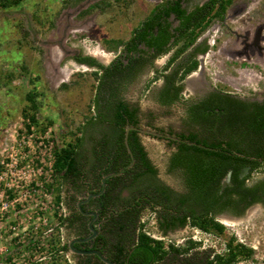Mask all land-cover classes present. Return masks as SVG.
<instances>
[{"label":"flooded vegetation","instance_id":"flooded-vegetation-1","mask_svg":"<svg viewBox=\"0 0 264 264\" xmlns=\"http://www.w3.org/2000/svg\"><path fill=\"white\" fill-rule=\"evenodd\" d=\"M208 1L156 0L148 8L144 18L159 14L158 21L166 28L163 34L169 35L166 43L169 49L158 52L136 38L130 49L121 46L112 51L106 63L96 54H83L103 66L118 59L127 66L121 84L114 85L115 99L137 109L136 123L126 119L124 133L127 126L129 131H135L134 139L155 173L140 175L135 180L132 171L140 166L136 165L137 159L132 153L134 162L128 177L131 185L125 196L138 200L141 195L135 194L134 188L143 185L149 190L142 196L143 201L149 202L148 206L156 203V199L164 203L145 210L152 216L151 231L155 235L148 231L155 239L165 240L168 232L182 227L179 224L185 212L200 214L207 210L221 221H235L248 218L252 210L264 209V167L261 166L264 132L251 125L255 120L253 114L264 109V8H245L243 4L197 8ZM177 2L182 10L180 14L172 10ZM201 16H205L206 25L203 29H194L195 37H189V29ZM183 17H188L192 24L187 31L181 28ZM152 32L154 39L159 40L157 25ZM78 64L90 69L91 76L97 70L96 65ZM208 66L215 68L211 71ZM93 80L96 85L97 81ZM142 90L145 97L141 104L135 97ZM115 99L111 100V106L117 103ZM93 122L83 133L85 155L80 162L85 171L92 169L90 138L106 142L107 148H115L116 143L111 144L116 141L114 131L120 129L112 116ZM153 139L165 147L157 163L148 148ZM91 171H86L89 175L85 174L77 184L66 182L60 194L63 216L70 217L61 227V243L66 247L70 239L90 234L88 221L92 216L83 214L77 203L101 189L102 178L100 187L96 186ZM153 186L159 191L152 193ZM108 187L105 182L102 193L81 204L83 211L97 214L93 222L97 234L87 242L75 243L79 249H99L97 238L107 219L102 212V194ZM252 197L257 200L251 202ZM75 210L81 216L73 220ZM172 239L168 242L175 243ZM65 254L72 259L87 255L72 253L68 247Z\"/></svg>","mask_w":264,"mask_h":264},{"label":"rangeland","instance_id":"rangeland-1","mask_svg":"<svg viewBox=\"0 0 264 264\" xmlns=\"http://www.w3.org/2000/svg\"><path fill=\"white\" fill-rule=\"evenodd\" d=\"M16 1L0 0V264H8L6 257L13 264H45L51 262L47 241L56 234L64 208L56 196L66 188L51 175L52 148L63 138L73 140L93 110L90 69L72 56L88 52L108 62L113 52L107 40L126 39L156 0ZM229 4L264 8V0ZM32 90L41 95L35 97L40 102L36 110L27 100ZM144 94L135 97L138 103ZM148 148L157 163L164 145L153 139ZM142 219L151 231L152 216L146 212ZM215 220L225 226L219 236L187 223L168 232L164 241L174 238L182 245L193 240L195 249L214 254L223 253L232 236L252 248L250 257L234 264H264V209L235 221ZM68 262L77 264L72 258Z\"/></svg>","mask_w":264,"mask_h":264},{"label":"trees","instance_id":"trees-1","mask_svg":"<svg viewBox=\"0 0 264 264\" xmlns=\"http://www.w3.org/2000/svg\"><path fill=\"white\" fill-rule=\"evenodd\" d=\"M13 1H15L14 3L17 2L16 0ZM230 2L231 0H209L203 6L197 8H206V6H208V8H216L217 4H219V8H225ZM1 6L8 7L6 4H2ZM172 10L179 14L182 13V10L179 9L178 2L175 3ZM204 18L205 16H201L196 19L193 26L189 29V26L192 25L191 22H189V18L183 17L181 28L186 31L189 29L188 36L195 37V35H192L194 34V29H203L206 25ZM158 20V13L153 14L151 17L143 18L138 25L131 29L130 35L126 39H110L107 40V42L105 41L107 49L117 51L121 46L130 49L133 40L137 38L138 40L145 41L147 45L154 47L156 51H163L167 48L166 43L169 35L167 34L168 32L163 34L166 28L164 25H161ZM156 25L158 26L159 40L154 39L152 34V29ZM147 35H149V37H147ZM111 44L114 45L111 46ZM135 45L134 43L132 47H135ZM72 59L77 63H87L89 65H96L97 67V70L92 72L93 78L97 81L96 85L93 84V87L95 86V92L92 96L93 110L92 114L85 118L84 122L79 126V134L73 138V140H66V138H63L60 145L55 144L53 146L51 175H56L58 177L61 186L69 180L74 181L73 184H77V181L85 178V174L87 175V172L92 170L91 173L94 178L93 183L100 187V179L106 173L118 171L120 168L124 167L122 173L109 177L105 181L106 183L108 182L109 187L102 194V212L107 219L102 228V233L99 238H97L99 240V250L116 264H234L240 258L250 257L252 255V248L237 241L236 238L232 236L229 237L226 244H224L225 248L223 253L212 254L213 251L211 249H195V242L193 240L187 239L188 241L186 244L177 245L173 242L166 243L162 239H155L146 232L144 229V220L141 221L145 210H147V207L152 208V206H159V204L164 203L156 199V203H152L151 206H148L147 203L149 202L143 201L142 196L146 195L149 190L147 186L143 185H138L134 188L135 194L141 195L138 200H134L131 196L122 195V190L126 191L129 185H131L128 179L131 169L125 167L130 157L123 143L124 122L128 119L130 123H136L137 116L135 112L137 109L135 107L129 108L122 100L115 99L114 85L119 86L121 84L122 79L126 76L124 73H127V66H123L122 61L119 59L118 61L111 62L107 66H103L94 58L83 54H76L72 56ZM37 96H39V94L33 90L27 93V100L31 103V107L34 110L38 109L40 106V102L35 100ZM39 97H41V95ZM112 99L117 100V103L113 106H111ZM259 111H261V109H259ZM111 116L120 128L114 131L113 136L116 141L111 143L114 145L116 143V147L112 148L109 146V148H107L105 147L106 142L103 141L101 143L90 138V140L93 141L91 147L92 157L90 158L92 169H87L86 172L80 162L85 155L82 150L84 143V128L89 124H93L94 119L103 120ZM252 117H254L255 120L251 125L257 127V129H262L264 132V109L261 113L259 112V114L254 113ZM35 118L33 115L30 116L31 122H35ZM134 133L135 131H129L128 144L137 159L136 165L140 166L138 169L135 168L132 171L134 179L137 180L140 175L146 173L154 174L155 170L134 139ZM97 145H99V148H97ZM217 178L216 176L214 179L215 183L217 182ZM158 189V187L153 186L151 192H158ZM158 196L159 194L157 197ZM56 199L57 202H61V195H57ZM255 200H257L256 197L251 198V202ZM105 206H108L110 209H106ZM187 215H190L189 219H187ZM72 216L73 220H75L78 219L81 214L75 210ZM166 216H168V214H166ZM57 219L56 234L47 241L49 247L47 257H49L48 259L53 263L45 262V264H62V261L57 262L56 259H62L64 264H70L65 256L67 247L61 243L60 236V228L64 226L66 221H69L70 217L63 216L62 213ZM187 223L217 236L223 234L225 230V226L216 221L212 215L208 214L207 210L200 214L196 212L188 214L185 212L180 219L179 226H184ZM168 224H170V222H168ZM77 257L78 258L75 259L77 264H104L94 255H77ZM11 259V257H6L8 264H13ZM33 264L38 263L35 262Z\"/></svg>","mask_w":264,"mask_h":264},{"label":"water","instance_id":"water-1","mask_svg":"<svg viewBox=\"0 0 264 264\" xmlns=\"http://www.w3.org/2000/svg\"><path fill=\"white\" fill-rule=\"evenodd\" d=\"M130 129V126H127L125 129V133H124V144L127 150V153L130 156V162L125 166V167H130L133 162H134V157L132 154V151L128 145V141H127V134L128 131ZM124 170V167L120 168L118 171H113V172H109L107 173L105 176L102 177L101 179V189L100 191H98L97 193H93V194H89L86 199L81 200L77 203V207L78 209L85 215H91V219L88 221V229L90 230V234L86 237H82V238H73L70 239L68 241L67 247L69 248V250L72 253H77V254H87V255H94L96 256L101 262H103L104 264H116L114 261L110 260L109 258H107L99 249H79L77 248L74 244L75 243H84L87 242L91 239H93L95 237V235L97 234V230L94 228L93 222L97 216V214L95 212H85L82 210L81 208V204L84 202H87L91 197L94 196H98L100 193H102V191L104 190L105 187V181L107 178L112 177V176H116L119 175L120 173H122V171Z\"/></svg>","mask_w":264,"mask_h":264},{"label":"built area","instance_id":"built-area-1","mask_svg":"<svg viewBox=\"0 0 264 264\" xmlns=\"http://www.w3.org/2000/svg\"><path fill=\"white\" fill-rule=\"evenodd\" d=\"M61 228H60V236H61V242H62V235H61ZM66 258L69 260L68 256L65 254Z\"/></svg>","mask_w":264,"mask_h":264},{"label":"crops","instance_id":"crops-1","mask_svg":"<svg viewBox=\"0 0 264 264\" xmlns=\"http://www.w3.org/2000/svg\"><path fill=\"white\" fill-rule=\"evenodd\" d=\"M110 51H112V50H110Z\"/></svg>","mask_w":264,"mask_h":264}]
</instances>
